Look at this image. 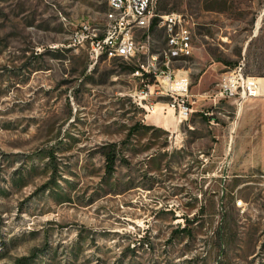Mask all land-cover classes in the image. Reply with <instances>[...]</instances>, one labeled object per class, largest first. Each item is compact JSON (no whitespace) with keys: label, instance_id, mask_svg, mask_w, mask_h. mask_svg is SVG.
I'll return each instance as SVG.
<instances>
[{"label":"rangeland","instance_id":"374dc122","mask_svg":"<svg viewBox=\"0 0 264 264\" xmlns=\"http://www.w3.org/2000/svg\"><path fill=\"white\" fill-rule=\"evenodd\" d=\"M263 7L159 0L192 32L181 118L133 75L146 54L92 62L73 39L102 35L108 0H0V264H264V96L215 97L243 58L263 85Z\"/></svg>","mask_w":264,"mask_h":264},{"label":"built area","instance_id":"2783aa9c","mask_svg":"<svg viewBox=\"0 0 264 264\" xmlns=\"http://www.w3.org/2000/svg\"><path fill=\"white\" fill-rule=\"evenodd\" d=\"M159 0H108V9L105 13V24L102 35H97L94 29L84 22L73 33V39L78 43H87L88 58L95 62L98 60L100 48L120 47V54L112 57H123L133 60L140 55L146 54V59L138 62L132 73L143 80L148 76L166 86L165 81H178L181 87L170 89L167 86L160 89L168 93L172 98V107L176 108L177 114L185 118L191 111L186 104V91L188 84L187 76L176 77L172 67L174 61L184 59L192 54V32L188 20L182 13L171 11L167 13L158 12ZM116 13H123V21H116ZM260 20L264 32V7L260 12ZM156 26L169 32L173 48V61H166L164 57L163 72H155L151 68V52L148 51L150 42V26ZM140 33V35H139ZM144 39L140 41V36ZM263 85L258 77L245 72L244 58L238 61L232 68L227 69L220 75L215 97L218 99L239 100L246 97L264 96V74ZM149 85V84H147ZM264 180V169L261 174Z\"/></svg>","mask_w":264,"mask_h":264},{"label":"bare ground","instance_id":"6f19581e","mask_svg":"<svg viewBox=\"0 0 264 264\" xmlns=\"http://www.w3.org/2000/svg\"><path fill=\"white\" fill-rule=\"evenodd\" d=\"M116 21H123V13H116ZM167 41H168L169 47L167 49H164L161 52L162 59H161L160 63H158V61H157L158 60L157 55H151V57H152L151 68L155 72H163L164 57H165L166 61H169V54H170L171 50H173L172 45H171V35H169V32L167 34ZM101 54H105L106 57H112L113 54H120V47L100 48L98 55H101ZM181 86H183V84L181 82L174 83L172 80L167 81V87L170 89H175V88L181 87Z\"/></svg>","mask_w":264,"mask_h":264},{"label":"trees","instance_id":"16d2710c","mask_svg":"<svg viewBox=\"0 0 264 264\" xmlns=\"http://www.w3.org/2000/svg\"><path fill=\"white\" fill-rule=\"evenodd\" d=\"M102 55H105V54L98 55V58H100ZM146 76H148L147 82L149 84H152L153 83V80H154L153 77L152 76H149V75H146ZM143 126L148 127L149 125H143ZM106 158H107V160L109 159L111 161V157L110 156L109 157H106Z\"/></svg>","mask_w":264,"mask_h":264},{"label":"crops","instance_id":"0c3cea01","mask_svg":"<svg viewBox=\"0 0 264 264\" xmlns=\"http://www.w3.org/2000/svg\"><path fill=\"white\" fill-rule=\"evenodd\" d=\"M170 55H171V53L169 54V60H170Z\"/></svg>","mask_w":264,"mask_h":264}]
</instances>
